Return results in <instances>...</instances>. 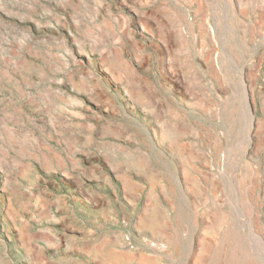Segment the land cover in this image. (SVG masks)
<instances>
[{
  "label": "rangeland",
  "instance_id": "rangeland-1",
  "mask_svg": "<svg viewBox=\"0 0 264 264\" xmlns=\"http://www.w3.org/2000/svg\"><path fill=\"white\" fill-rule=\"evenodd\" d=\"M141 256L264 264V0H0V264Z\"/></svg>",
  "mask_w": 264,
  "mask_h": 264
},
{
  "label": "bare ground",
  "instance_id": "bare-ground-1",
  "mask_svg": "<svg viewBox=\"0 0 264 264\" xmlns=\"http://www.w3.org/2000/svg\"><path fill=\"white\" fill-rule=\"evenodd\" d=\"M113 255L114 254L111 253V256H112L111 258L112 259L113 258L117 259V257H123V258H127L128 257L127 255H122V254H118V253L115 254V257ZM138 262H139V264H150L149 259H146V257H143V256L139 257Z\"/></svg>",
  "mask_w": 264,
  "mask_h": 264
}]
</instances>
